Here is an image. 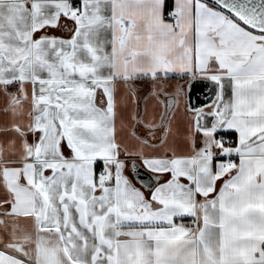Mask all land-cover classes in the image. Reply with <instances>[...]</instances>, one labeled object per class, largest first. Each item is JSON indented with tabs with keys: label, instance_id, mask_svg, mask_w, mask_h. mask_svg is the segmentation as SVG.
I'll return each mask as SVG.
<instances>
[{
	"label": "snow or ice",
	"instance_id": "snow-or-ice-1",
	"mask_svg": "<svg viewBox=\"0 0 264 264\" xmlns=\"http://www.w3.org/2000/svg\"><path fill=\"white\" fill-rule=\"evenodd\" d=\"M0 102V264H264V0H0Z\"/></svg>",
	"mask_w": 264,
	"mask_h": 264
},
{
	"label": "water",
	"instance_id": "water-1",
	"mask_svg": "<svg viewBox=\"0 0 264 264\" xmlns=\"http://www.w3.org/2000/svg\"><path fill=\"white\" fill-rule=\"evenodd\" d=\"M213 88L212 85L207 81H200L196 82L194 86V91L192 93V102H205L209 100L212 96ZM141 175L144 176L145 179H147V176L143 173V170L141 169Z\"/></svg>",
	"mask_w": 264,
	"mask_h": 264
},
{
	"label": "crops",
	"instance_id": "crops-1",
	"mask_svg": "<svg viewBox=\"0 0 264 264\" xmlns=\"http://www.w3.org/2000/svg\"><path fill=\"white\" fill-rule=\"evenodd\" d=\"M146 88H147V85H145V90H146ZM2 107H3V104H2V102H0V109H2ZM5 120H6V117L4 116L3 112L0 111V125H3Z\"/></svg>",
	"mask_w": 264,
	"mask_h": 264
},
{
	"label": "trees",
	"instance_id": "trees-1",
	"mask_svg": "<svg viewBox=\"0 0 264 264\" xmlns=\"http://www.w3.org/2000/svg\"><path fill=\"white\" fill-rule=\"evenodd\" d=\"M183 223H185V224H190V223H191V220H190V219H185V220L183 221Z\"/></svg>",
	"mask_w": 264,
	"mask_h": 264
}]
</instances>
